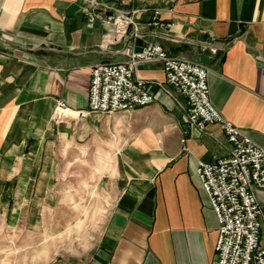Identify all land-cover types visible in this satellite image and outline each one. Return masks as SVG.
I'll list each match as a JSON object with an SVG mask.
<instances>
[{
  "label": "crops",
  "instance_id": "1",
  "mask_svg": "<svg viewBox=\"0 0 264 264\" xmlns=\"http://www.w3.org/2000/svg\"><path fill=\"white\" fill-rule=\"evenodd\" d=\"M102 1L138 11L134 51L157 42L168 55L198 63L197 45L222 50L205 65L209 100L264 148V0ZM154 10L173 24L168 31L151 28ZM111 30L101 21L86 28L78 0H0V200L11 203L9 223L24 227L20 212L39 198L28 223L50 235L73 228L72 192L51 166L63 149L87 143L101 151L96 171L108 215L85 253L48 264H212L217 221L195 170L199 161L227 157L231 145L218 125L187 128L183 99L156 86L165 80L160 62L136 70L150 83L151 104L79 117L88 110L90 69L125 60L128 37L110 43ZM59 101L75 115L54 121ZM255 194L264 246V192Z\"/></svg>",
  "mask_w": 264,
  "mask_h": 264
},
{
  "label": "built area",
  "instance_id": "2",
  "mask_svg": "<svg viewBox=\"0 0 264 264\" xmlns=\"http://www.w3.org/2000/svg\"><path fill=\"white\" fill-rule=\"evenodd\" d=\"M82 5L86 28L96 21L111 25L110 43L128 41L122 49L125 60L101 63L90 69L88 115H112L133 112L154 101L149 82L138 77L140 64L160 62L165 75L161 90L168 87L184 101V121L189 130L204 131L210 125L221 127L231 145L227 157L212 163L199 161L196 175L210 209L217 221L215 258L212 264H264L262 209L255 191L264 192V148L258 147L247 135L217 111L209 100L208 70L202 63L183 60L167 54L157 42H148L141 52L133 50L140 37L134 20L138 11H129L102 0H78ZM152 29L168 31L173 24L159 19L154 10ZM264 75V68H263ZM64 102L55 108L54 121L70 116Z\"/></svg>",
  "mask_w": 264,
  "mask_h": 264
},
{
  "label": "rangeland",
  "instance_id": "3",
  "mask_svg": "<svg viewBox=\"0 0 264 264\" xmlns=\"http://www.w3.org/2000/svg\"><path fill=\"white\" fill-rule=\"evenodd\" d=\"M86 145L63 149L61 158L51 166L61 175L58 185L72 192L67 199L78 213L73 228L50 235L28 223V217L34 221L32 219L38 216L36 203L39 198H31L29 213L19 214V220L24 217L26 225L22 227L19 222L18 228H14L9 223L11 214L8 215L11 203L0 200V264H48L56 259L71 258L85 253L101 234L109 208V203L101 196L100 173L96 171L102 161L101 151L85 148ZM56 183L48 181V185Z\"/></svg>",
  "mask_w": 264,
  "mask_h": 264
},
{
  "label": "water",
  "instance_id": "4",
  "mask_svg": "<svg viewBox=\"0 0 264 264\" xmlns=\"http://www.w3.org/2000/svg\"><path fill=\"white\" fill-rule=\"evenodd\" d=\"M136 44L138 47H140L141 41L137 40ZM197 50L200 51V53L198 54L199 62L203 65H211L215 58L220 57L222 54V50L211 46L209 43L197 45ZM136 52H141V48H137Z\"/></svg>",
  "mask_w": 264,
  "mask_h": 264
},
{
  "label": "bare ground",
  "instance_id": "5",
  "mask_svg": "<svg viewBox=\"0 0 264 264\" xmlns=\"http://www.w3.org/2000/svg\"><path fill=\"white\" fill-rule=\"evenodd\" d=\"M66 114L74 116L75 114L71 113L70 111H67Z\"/></svg>",
  "mask_w": 264,
  "mask_h": 264
}]
</instances>
